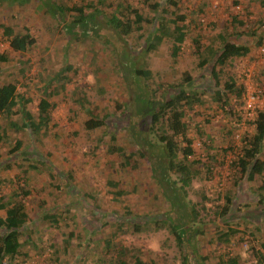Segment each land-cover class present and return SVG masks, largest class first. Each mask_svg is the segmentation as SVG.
I'll use <instances>...</instances> for the list:
<instances>
[{"label":"rangeland","instance_id":"374dc122","mask_svg":"<svg viewBox=\"0 0 264 264\" xmlns=\"http://www.w3.org/2000/svg\"><path fill=\"white\" fill-rule=\"evenodd\" d=\"M95 1L73 0L71 5L94 6L96 5ZM139 1L108 0L107 2L114 4L110 10L113 11L119 3L140 5ZM181 1L185 12L197 11L193 18L201 25L204 24L200 35L203 36L205 43H208L209 38L216 36L224 28V23L230 16L237 13L243 17H249V22L254 23H249L253 30L260 27V24L255 26V23L262 22L264 31L263 0ZM235 1L240 2L238 7H235ZM41 7L44 8L38 1H30L25 6L10 5L7 2L0 3V54L8 53L9 58L14 60L19 58L18 54L10 52L9 43L3 36V25L12 27L15 32L30 30L37 39L33 51L26 55L31 59L33 65L30 73L32 79H35L43 66L47 68L48 75H53L60 66L67 62L77 68V73L72 77L73 72H71L69 76L72 78V82L66 87V91L51 99L53 120L46 138H43L40 143L35 140L33 143L28 140V136L10 131L9 140L5 144H0L2 163L6 161L16 140L22 143L19 154L29 149L37 152L35 161L25 162L23 158L19 160L13 158L7 163L12 167L10 170L3 168L0 170V195H8L13 191L11 186L14 183L11 184L9 179L22 178L23 170L35 164L36 161L41 164L45 163L43 165L46 166L38 164L39 171L32 170L28 174L29 184L25 185L26 188L32 190V195L25 202L30 213L29 225L34 232L31 238L38 248L34 249L29 243L26 246L29 258L22 264H46L48 260L52 259L53 249L49 246L53 245L60 249L62 235L69 231L80 235V241L76 238L73 240L68 259L79 262L82 257L86 259V262L81 264H93L94 255L98 251L92 247L80 255L78 243L85 242L90 231L99 230L93 234L92 239L95 242L115 233L116 227H113V224L124 217L127 211L137 218H145L148 215L152 216L154 221L165 219V213L171 211V203L164 196V191L166 192L168 186L167 182H163L165 175H162L158 169L154 174L151 172L152 164L158 163L157 153L151 155L154 148L146 151L147 161H138L137 169L124 166L120 157L112 156L107 152L110 145H123L133 151L132 138L123 129L125 122H119V126L116 127L117 116L120 113L116 111L117 102L127 99L130 102V97L139 92L136 86L143 85L142 80L133 79L132 68L135 64L132 59L129 57L124 59V55H129L128 48L124 46L123 41L108 34L106 35L107 40H114L119 44V47L105 46L103 43L105 38H101V36L96 39L91 37L92 39L86 41L72 40L71 43H68L69 39L66 38L63 24H58L57 20L45 13L46 11H43ZM200 8L202 12L199 11ZM101 19L102 16H97L94 24L99 22L101 27L105 24ZM211 24H214L216 28ZM96 29L99 31L98 29L101 28L97 26ZM241 40L252 47L251 54L243 59L234 60L232 65L226 69V73L235 76L237 86H244L246 91L249 90L247 100L246 96L244 97L245 105L242 101L243 105L238 102L233 107L241 123L235 121L237 118L233 121L224 112L216 110L215 105L211 102L209 92L203 98V106H198L188 114L191 118L188 137L192 140L194 150L191 160L200 161L195 165V170H201L204 173L192 180L191 185L186 189L185 203L188 204V207L186 206L187 210L185 209V217L181 214L178 216L179 219H183L182 227L185 224V228H188L191 225L188 221L192 220L189 210L195 205L198 220L202 223L193 226L194 228L199 227L204 232L196 236V241H190L187 247L188 252L195 256L198 264H221L220 257L228 256V254L239 257L242 264H259L252 257V253L253 248L256 251L260 248L262 241L260 232L264 228V208L258 206L257 188L264 184V175L253 183L240 180L235 173L236 169L232 166L233 160L237 157L233 152H229V148L230 146L234 147L238 154L242 147L240 136L245 130H250L249 121L253 118V113L248 110L246 104L248 106L251 103L252 109L264 110V54L262 52L264 39H262L260 48L255 47L256 37L243 36ZM192 42L191 39L186 41L183 53L176 64L171 62L170 43L161 47L157 55H141L137 59L141 61L140 65L146 60L149 62L151 70L160 73L156 77L157 83L163 81L173 83L183 72L188 71L196 77L195 86L200 89L203 88L208 78L201 77L202 70L197 67L198 59L192 55ZM137 43L140 44L138 41L131 42L130 46L135 47ZM116 47L120 50L115 52L114 48L117 49ZM18 70L16 67H8V70L1 76V81L12 80L18 75ZM167 73L169 75L164 77ZM225 79L227 78H224V81H226ZM24 82L30 85V94L34 98L30 109L35 112L38 101L42 97L41 93L35 89L37 87L34 86V82L25 80ZM251 94H254L255 99L249 102ZM81 96H85L87 100L84 108L81 107L79 100ZM233 102L235 103V100ZM128 107L130 108V110L127 109L129 112L137 110L136 104L130 103ZM85 109L91 110L99 118L109 114L110 117L107 121L109 127L87 133L83 127L84 120L88 118ZM223 127L226 128L225 131L234 127V135L227 138L226 141L223 139L224 134L220 133ZM198 128L204 130L212 141L206 140L205 137H199ZM142 145L145 147L144 144ZM41 155L47 157V160ZM208 155L213 157L214 161H208ZM162 163L161 160L158 165H162ZM207 164L213 168L212 175L207 173L205 166ZM63 174L67 177L71 176V185L78 191L75 192L77 197L74 194L73 196L68 194L67 184L62 179ZM172 178L177 180L176 175H173ZM110 180L120 182L119 188L124 191V195L120 198L121 202L115 200L113 188L107 184ZM80 196L85 197L84 202L80 201ZM202 196L210 200L205 201V209L200 206ZM226 196L232 197L230 211L228 215L221 218L220 212ZM40 206L43 209L41 214ZM95 206H99L100 214L93 213L92 208L95 209ZM44 211L62 216L61 226L52 227L49 222L42 221ZM66 223L68 224L67 228L65 227ZM157 227L156 224L150 222L145 226V231L118 235L115 240L117 244L126 248L139 249L143 258L154 260L157 264H181L177 242L170 229L167 226L161 229H157ZM216 227L219 228L218 231L232 228L238 233L234 235L229 245H224L216 241ZM61 256L63 255L61 254ZM205 257L208 259L202 261Z\"/></svg>","mask_w":264,"mask_h":264},{"label":"trees","instance_id":"16d2710c","mask_svg":"<svg viewBox=\"0 0 264 264\" xmlns=\"http://www.w3.org/2000/svg\"><path fill=\"white\" fill-rule=\"evenodd\" d=\"M30 1L40 2L44 6L41 9L46 11L45 13L53 16L58 24H63L66 38L69 39L68 43H71L72 40L86 41L92 39L91 37L96 39L101 36V38H105L103 41L105 46L119 47V44L114 40V42L107 40V34L123 41L124 46L129 50V55H124V59L129 57L135 64L132 68L133 79L136 81L142 80L143 85L136 86L139 92L132 95L133 99L132 96L130 97V102L128 99L117 102L116 111L120 113L117 116L116 127L119 126V122H125V128L123 129L132 138L133 151L128 150L123 145H110L107 152L112 156L120 157L124 166L137 169L138 161L147 159L146 151L154 148L156 151H152L151 155L157 153V162L159 163L162 160L163 163L162 165L155 163L157 166L154 163L152 166L150 165L152 167L151 172L154 174L158 169L162 175H165L163 182H167L168 186L166 192L164 191V196L171 203V211L165 213L167 219L154 221L152 216L148 215L145 218H137V216H132L127 211L124 217L113 224V227H116L115 233L95 242L92 237L99 230H95L96 232L90 231L86 241L78 243L80 255L84 254L85 250L93 247L94 250L98 251L94 255L93 264H157L154 260L143 258L139 249L126 248L117 244L115 240L118 235H127L133 232L141 233L146 230L145 226L147 224L153 222L158 226L157 229L166 226L170 229L177 242L181 264H198L194 258L195 256L190 255L191 253L188 252L187 247L190 241H196V236L204 232L199 227L194 228L193 226L201 222L198 220L195 205L189 207L192 220L188 221L191 224L188 228H185V224L182 227L183 219H179L178 216L181 214L185 217L186 206L188 207V204L185 203L186 189L191 185L192 180L204 173L201 170H195V165L199 164L200 161L191 160L194 150L192 140L188 137L189 121L191 120L188 114L198 106H203V98L209 92L211 102L215 105L216 110L224 112L233 121L237 118L235 121L241 123L233 107L238 102L242 104V101L245 105L244 97L246 96L247 100L248 93L244 86H237L235 76L226 73V69L229 65H232L234 60L243 59L251 54L253 49L241 40L243 36L256 37L255 47L260 48L262 46V39H264L263 23H255V26L260 24V27L253 30L249 24L251 23L249 17H243L237 13L230 16L228 22L224 23V28L216 36L209 38L208 43H205L203 36L200 35L204 24L201 25L193 18L197 11L185 12L181 0H140V5L122 2L117 4L116 9L113 11L110 10L114 4L112 2L108 3V0H96L94 6L71 5L73 0H0V3L7 2L10 5L25 6ZM239 3V1H235V7H238ZM262 7L264 8V0ZM147 10L148 12H146ZM199 11L202 12V9L200 8ZM99 15L102 16L101 20L105 22L101 27L99 22L96 25L94 24L96 17ZM97 26L101 28L98 29L100 32L97 31ZM211 26L216 28L214 24H211ZM2 28L3 36L9 43L10 52L18 54L19 58L14 60L9 58L8 53L0 54V65H2V68H0V144H5L9 140L10 131L28 136V140L33 143L35 141L40 143L43 138L48 136L49 127L53 120L51 99L66 91V87L72 82L69 75L73 72L72 77H74L77 68L67 62V64L64 63L60 66L53 75H48L47 68L43 66L35 79H32L30 73L33 65L31 59L26 55L31 53L36 46V37L30 30L15 32L12 27L5 25ZM205 28L207 27L205 26ZM189 39L193 41L192 55L198 59L197 67L202 70L201 77L208 78L203 88L198 89L195 86L196 77L188 71L183 72L178 80L173 83L164 81L157 83L158 79L156 77L160 73L151 70L149 62L146 60L140 65L141 61L137 59L141 55H157L161 47L170 43L171 62L176 64L183 53L186 41ZM134 41H138L140 44L137 43L135 47L130 46L131 42ZM118 50L120 48H114L115 52ZM134 57H136L135 61L133 60ZM8 67L18 68V75L10 81H1V76L8 70ZM168 75L167 73L164 77ZM224 78H227L226 81H224ZM24 80L34 82V86L37 87L35 89H38L41 93L42 97L38 101L35 112L30 109V105L34 103V98L30 94V85L26 84ZM20 87L23 88L20 89ZM79 100L81 107L84 108L87 103L86 97L81 96ZM233 100H235V103ZM130 103L136 104L137 110L129 112L127 109L130 110L128 107ZM248 110L253 113V118L249 121L250 130H245L240 136L242 144L240 152L237 154L232 146H230L229 152H233L237 157L233 160L232 166L236 169L235 173L239 176V179L253 183L264 175V110L252 108H248ZM85 114L88 118L84 120L83 127L87 133L109 127V124H107L109 114L99 118L87 109H85ZM4 123L6 124L4 125ZM225 130V127L220 130V133L224 134V141L234 135V127H231L228 131ZM198 134L201 138L205 137L206 140H211L205 134V131L200 128H198ZM112 139L114 140L115 136ZM21 144L18 140L14 141L4 163H2L0 156V163H2L0 170L2 168L10 170L12 167L7 163L13 158H17V160L23 158L25 162L35 161L36 150L29 149L19 154ZM41 157L47 160V157L42 155ZM207 159L210 162L214 161L210 155L207 156ZM36 163L23 170L22 178L9 179L8 181L11 184L14 183L11 186L13 191L8 195H0V264H22L29 258L26 246L31 243L34 249L38 248L31 238L34 232L29 225L30 213L25 202L32 195V190L25 186L29 184L28 174L32 170L39 171V166H46L43 165L45 163L41 164L38 161ZM149 163L151 164V161ZM205 166L207 167V173L212 175L213 168H210L208 164ZM25 175L27 177H24ZM173 175H176L177 180L172 178ZM62 179L67 184L68 194L71 196L74 194L77 197L75 192L78 191L71 185V176L67 177L63 174ZM158 182L161 183V181ZM107 184L113 188L115 200L121 202L120 198L124 195V191L119 188L120 182L110 180ZM257 196L258 206L264 208V184L258 186ZM84 198L81 197L80 201L84 202ZM205 201L210 200L202 196L201 205H199L203 209H205ZM231 202L232 197L226 196L224 206L220 212L221 218L228 215ZM98 209L99 206H95V209L92 208L95 215H97L96 213L100 214ZM42 210V206H40V214ZM50 211H44L41 220L49 222L52 227L61 226L63 217L53 212L50 213ZM67 225L66 223V228ZM218 230L219 228L216 227V241L224 245H229L231 239L238 233L232 228ZM260 233L262 236L260 248L257 251L253 248L252 253V257L259 264L264 262V228ZM62 236L60 249L53 245L49 246L53 249L52 259L48 260L46 264L85 263L86 259L82 257L79 262L68 259L73 240L76 238L80 241V235L74 231H69ZM206 259L208 258L205 257L202 261ZM220 259L221 264H242L239 257L230 254L221 256Z\"/></svg>","mask_w":264,"mask_h":264},{"label":"built area","instance_id":"2783aa9c","mask_svg":"<svg viewBox=\"0 0 264 264\" xmlns=\"http://www.w3.org/2000/svg\"><path fill=\"white\" fill-rule=\"evenodd\" d=\"M262 52H263V54H264V48L262 49ZM247 93H248V96H249V90H247ZM247 96V97H248ZM252 96V97H251ZM251 98H249V102H252V100H254L255 98H254V94H251ZM248 108H252V104L250 103V104H248V106H247Z\"/></svg>","mask_w":264,"mask_h":264}]
</instances>
